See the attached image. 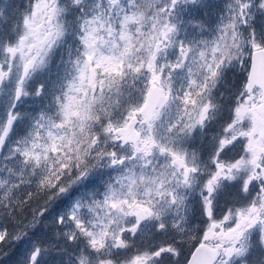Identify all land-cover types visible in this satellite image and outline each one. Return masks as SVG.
Wrapping results in <instances>:
<instances>
[{
	"label": "snow or ice",
	"instance_id": "snow-or-ice-1",
	"mask_svg": "<svg viewBox=\"0 0 264 264\" xmlns=\"http://www.w3.org/2000/svg\"><path fill=\"white\" fill-rule=\"evenodd\" d=\"M0 264H264V0H0Z\"/></svg>",
	"mask_w": 264,
	"mask_h": 264
}]
</instances>
